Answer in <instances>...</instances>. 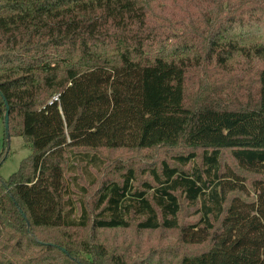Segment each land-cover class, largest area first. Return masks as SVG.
<instances>
[{"label":"trees","instance_id":"1","mask_svg":"<svg viewBox=\"0 0 264 264\" xmlns=\"http://www.w3.org/2000/svg\"><path fill=\"white\" fill-rule=\"evenodd\" d=\"M207 1L0 0V264H264V0ZM98 148L172 151L87 204Z\"/></svg>","mask_w":264,"mask_h":264},{"label":"rangeland","instance_id":"2","mask_svg":"<svg viewBox=\"0 0 264 264\" xmlns=\"http://www.w3.org/2000/svg\"><path fill=\"white\" fill-rule=\"evenodd\" d=\"M235 2L236 0H230ZM164 4H169V0H162ZM171 3L173 5L170 6V10L176 16H181L184 9H187V11H194V13H197L196 10H193V7H199L201 10H205L207 7H209V3L207 0H171ZM174 4L176 5V8H174ZM197 15V14H196ZM236 73H232L230 76L234 77ZM196 88L194 86H190L187 93H188V99L191 101L194 100V96L196 93ZM4 150V155L6 156L5 160L0 164V177L3 179H8L14 172L17 171L20 162L28 157L31 153L30 147L25 143L22 137L19 136H11L9 139H5L4 135V125L2 120H0V154ZM181 150V147H178L175 149V151ZM94 152L98 153L101 161L104 165L103 169L98 173V167L95 168H87L85 167L82 171L86 173L85 178L90 180L94 176L97 175L98 178V184L95 186H92L88 189V194L86 197L87 204H89L93 199V194L96 191V188L100 184L101 181L105 179H118V175L120 173L125 172L127 169L136 170L135 176L136 179L134 183H139L143 181L144 179H147L148 177L144 175L141 171V169H144L149 166H156L159 164V162L163 159L168 160V157L172 150L166 151L161 148L157 149H129V148H120V149H109V148H98L93 150ZM230 159L228 152H224L221 158V164H229ZM101 165V164H100ZM98 173V174H97ZM69 195L71 198V202L75 207H77V202L79 201L80 192H77V190H71L69 191ZM193 217L191 216V213L183 212L182 214V220L187 221L191 220ZM125 236L128 239L133 236L132 233H126ZM154 234H145L142 236L143 239H149L153 238ZM170 239V238H169Z\"/></svg>","mask_w":264,"mask_h":264},{"label":"water","instance_id":"3","mask_svg":"<svg viewBox=\"0 0 264 264\" xmlns=\"http://www.w3.org/2000/svg\"><path fill=\"white\" fill-rule=\"evenodd\" d=\"M4 133H5V138L9 139V133H8V110H6L5 114H4Z\"/></svg>","mask_w":264,"mask_h":264},{"label":"built area","instance_id":"4","mask_svg":"<svg viewBox=\"0 0 264 264\" xmlns=\"http://www.w3.org/2000/svg\"><path fill=\"white\" fill-rule=\"evenodd\" d=\"M56 98H57V96H54V97H53V99H56Z\"/></svg>","mask_w":264,"mask_h":264}]
</instances>
